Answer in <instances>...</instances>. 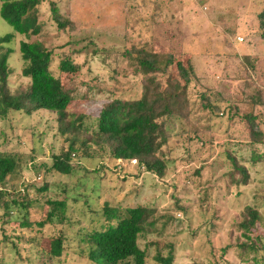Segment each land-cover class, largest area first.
<instances>
[{"label":"rangeland","instance_id":"374dc122","mask_svg":"<svg viewBox=\"0 0 264 264\" xmlns=\"http://www.w3.org/2000/svg\"><path fill=\"white\" fill-rule=\"evenodd\" d=\"M1 5L2 0L0 37L14 32ZM263 9L264 0H44L42 31L32 39L54 51L52 72L71 89L68 116L85 115L81 129L88 136L96 135L101 111L110 102L141 97L146 75L130 48L189 61L192 82L181 99L187 96L183 101L188 99L192 115L201 119L166 124L160 156L167 170L159 178L136 161L115 159L110 143H91L73 158L70 174L48 172L44 164L50 166L69 146L57 115L40 110L0 117V157L17 163L5 183L3 202L9 207L0 209V264H86L78 254L84 239L107 225L105 207L124 215L142 204L153 208L156 220L155 231L139 238L147 264H158V251L167 255L172 247L174 264H264ZM22 39L16 33L7 44L14 49L8 79L13 93L30 84L23 75ZM65 58L78 70L62 72ZM168 79L160 75L163 88ZM169 80L171 88L183 89L178 71ZM210 91L219 112L204 106L202 94ZM230 155L245 166L246 175ZM63 200L65 211L56 209L55 202ZM53 208L59 216L50 223ZM27 216L46 223L25 230L20 226ZM60 235L62 262L48 255Z\"/></svg>","mask_w":264,"mask_h":264},{"label":"trees","instance_id":"16d2710c","mask_svg":"<svg viewBox=\"0 0 264 264\" xmlns=\"http://www.w3.org/2000/svg\"><path fill=\"white\" fill-rule=\"evenodd\" d=\"M43 3L44 0H2L1 15L13 27L14 32L0 37V117L6 118L12 111L31 115L40 110L57 115L59 133L69 146L53 156L54 160L50 166L44 164L48 172L70 174L74 168L73 158L86 153L91 143L101 146L110 143L112 156L115 159L136 161L146 172L162 178L167 170V164L160 156L161 148L167 141L166 124L176 120L191 121L193 118L199 122L201 119L192 115L195 112L191 111L193 107L189 105L188 99L183 101L187 96L181 99L192 82V64L188 61L186 65L172 53L151 52L145 47L128 49L131 54L132 51L137 53L138 68L146 75L141 97L136 100L115 99L110 102L101 111L96 135L88 136L81 129L85 115L81 114L74 119L68 116L71 89L64 87L60 78L52 72L54 51L43 42L32 39V36L42 31L40 7ZM50 3H58V0H50ZM259 18L260 26L264 28V9L259 14ZM16 33L26 38L21 40L20 51L25 63L23 75L30 79L27 89L19 93L11 92L8 85L11 75L9 59L14 49L7 44L11 43ZM262 62L264 64V59ZM59 68L62 72L72 73L78 70V65L65 58L61 60ZM175 70L183 81L181 90L170 87V75L172 77ZM161 74L169 77L166 88H163L162 83L158 81ZM212 93L215 92L210 91V95L204 93L202 98L206 100L204 106L216 113L220 108L213 102ZM162 117L166 119L161 120ZM248 119L253 124L252 130L257 132L254 128L256 118L250 115ZM209 122L208 119V124L205 126H210ZM204 145L205 143L202 145L203 148ZM202 152V148L197 149V153ZM230 158L234 161L235 168L246 175L245 166L237 165L234 156L230 155ZM16 166L14 159L0 157V181L6 183L7 176ZM6 194L7 191L0 193V209L9 207L7 202H3ZM55 203L56 209L65 211L66 200ZM56 209L53 208L49 213L48 222H54L59 216ZM105 209L108 223L104 229L95 231L84 239L86 246H83L78 254L79 261H85L86 264H147L148 254L140 247L139 238L145 231L152 233L155 231L152 227L156 220L151 218L154 213L153 208L143 204L137 205L127 209L124 215L116 208L106 206ZM255 216L254 214L253 217ZM33 223L27 216L20 227L28 230L32 228ZM45 223L34 224L44 227ZM63 238L62 235L57 236L51 243V251L48 255L52 260L58 258L61 262L65 261L61 258L64 252ZM156 245L159 246V242H156ZM155 260L158 264H174L173 247L167 255L159 250Z\"/></svg>","mask_w":264,"mask_h":264},{"label":"built area","instance_id":"2783aa9c","mask_svg":"<svg viewBox=\"0 0 264 264\" xmlns=\"http://www.w3.org/2000/svg\"><path fill=\"white\" fill-rule=\"evenodd\" d=\"M241 40H243V38H241ZM8 191L7 187L5 186V183L0 181V193L1 192H5Z\"/></svg>","mask_w":264,"mask_h":264}]
</instances>
